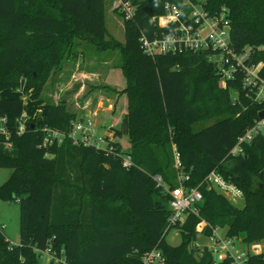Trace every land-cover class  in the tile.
Returning <instances> with one entry per match:
<instances>
[{
  "label": "trees",
  "instance_id": "1",
  "mask_svg": "<svg viewBox=\"0 0 264 264\" xmlns=\"http://www.w3.org/2000/svg\"><path fill=\"white\" fill-rule=\"evenodd\" d=\"M128 1L134 9L130 18L119 10L124 39L118 41L105 28V0H0V92L39 99L51 73L77 54L82 40L95 50L118 49L121 61L115 66L125 81L112 87L114 103L101 112L105 127L124 99L119 131L102 152L66 136L78 118L65 100L36 106L42 109L40 127L29 117L19 134L16 120L24 101L0 94V168H11L0 185V200L17 201L19 214L17 244H9L0 231V264H36L40 251L50 254L48 264H138L153 247L164 258L161 264H213L205 246L200 252L190 246L201 221L204 236L219 227L224 237L241 236L248 246L262 242L260 251H247L243 264H264V134L254 135L230 155L238 136L264 107V98L256 100L243 87L239 69L221 85L215 64L207 59L210 50L145 54L139 37L161 33L153 17L162 13L167 0ZM190 1L208 13L226 10L236 49L264 45V0ZM248 62L262 63L258 76L264 79V49L255 50ZM110 78L113 68L106 82ZM41 127L65 136L43 146ZM171 143L179 170L189 176L183 183L202 194L197 212H187L176 224L175 245L165 242L172 229L165 226L170 211L165 187L177 183V169L174 176L168 172ZM121 154L129 156L130 165L122 164ZM210 171L242 192L241 206L208 186ZM154 175L161 177L160 183ZM217 264L235 263L225 257Z\"/></svg>",
  "mask_w": 264,
  "mask_h": 264
},
{
  "label": "built area",
  "instance_id": "2",
  "mask_svg": "<svg viewBox=\"0 0 264 264\" xmlns=\"http://www.w3.org/2000/svg\"><path fill=\"white\" fill-rule=\"evenodd\" d=\"M176 1H165L162 13L153 17L156 27L162 29L159 35H154L151 38L144 35L139 37L140 47L144 53L155 55L179 53L184 50H210L211 53L207 55V59L215 64L221 85H224V82L232 75L234 70L239 69L243 71V87L252 90L256 100L263 99L264 79L258 76L262 63H250L248 60L255 50L264 49V45L260 44L256 47L245 45L238 50L230 43L229 21L224 8L217 12L208 13L199 3L181 0L177 4ZM117 7L124 18H130L134 9L133 4L128 0H118ZM262 108L264 109V107ZM261 110L259 109L258 112ZM28 118L24 112L21 113L20 118L16 120L17 133L20 134L23 131ZM41 129L45 132L42 140L43 146L52 144L54 141L58 143L65 136V134L54 129L44 127H41ZM263 129L264 114L261 118L257 116L253 119L246 131L238 136L230 150V155L239 153L241 145L250 141L254 135L262 133ZM0 132L3 133L1 125ZM68 132L66 136L74 144L91 145L100 152L108 151L109 140L106 141L103 134L96 131L90 118H78L71 121ZM120 158L124 166L130 165L131 162L127 154H121ZM174 161L177 169V183L173 187H165L166 192L170 195L168 201L170 211L166 219V230L182 223L187 212L196 213V207L202 200L201 192L183 183L189 176L179 170L180 162L177 153L174 155ZM154 177L158 183L161 182V177L158 175H154ZM205 181L208 186L217 189L231 199L242 197V192L233 183L223 179L216 171H210L206 175ZM196 229L198 232L201 231V222L197 224ZM206 237L209 241L203 245L213 256V264H217L219 260L225 257H230L232 263L243 264L247 256L246 253L249 251L247 245L243 249H239L233 244V239L216 236L215 229H212L211 234ZM251 246L254 249L250 251L253 252H258L261 249L258 243H253ZM140 259L141 261L138 264H161L164 261L157 247L144 252Z\"/></svg>",
  "mask_w": 264,
  "mask_h": 264
},
{
  "label": "rangeland",
  "instance_id": "3",
  "mask_svg": "<svg viewBox=\"0 0 264 264\" xmlns=\"http://www.w3.org/2000/svg\"><path fill=\"white\" fill-rule=\"evenodd\" d=\"M118 0H105L104 4V18H105V28L107 30V33L110 34L111 37L117 39L118 41H123L124 39V33L122 29V17L119 16V8L117 7ZM75 51H77V54L75 56L69 57L66 60H64L61 64V68L53 71L51 75L49 76L48 80L45 82V85L42 89V92L40 94L39 99L30 100L28 96H22V99L24 101L23 104V111L24 113L28 114V117H32L37 124H40L41 122V116L36 106H40L38 103L40 101L42 102H56L59 100H65L67 109L73 112L74 115L79 116V118H90L93 122V126L95 127L96 131L100 134L102 133L104 135V127L101 126L100 122V111L102 107L107 106L106 100L104 99L103 105L97 106L98 112L96 114L89 113V114H81V112L77 111L79 108L77 107V104L83 105L85 98L88 96L93 97L91 103L88 105V107L93 110V105L95 99L101 96V97H107L110 98V101L113 99L114 92L112 87H119L122 86L125 81L123 80V77L120 73V70L118 69L117 64L121 61V52L118 49H106V50H95L94 46L88 42L87 40H82V43H78L76 46ZM103 62V66L109 67L108 70L113 68L114 71V79H111L110 81H107L109 84H105L100 80L98 76H92L89 78L88 76H74L70 78V72L71 68L69 67V64L71 63L72 69L75 71L77 70H94L96 73H99L102 69L99 67V62ZM72 70V71H73ZM68 81V82H67ZM12 93L14 95L21 94L18 91H5L4 93ZM231 96H235L234 91L229 92ZM37 104V105H35ZM35 107L33 108V106ZM107 108V107H106ZM103 109V110H104ZM32 110V111H31ZM102 110V111H103ZM31 111V112H30ZM101 111V112H102ZM86 115V116H85ZM82 116V117H80ZM78 118V117H77ZM214 120V117L211 119H207L201 122H198V124H194L192 128L196 129L199 126L206 125ZM99 122V123H98ZM264 134V129L262 131ZM120 141L122 142L123 146L127 144L126 136L122 135L120 137ZM103 144V143H101ZM171 145V153H172V163L170 164V168L168 169V172L173 174V176L176 174V165L174 161V155L176 153L175 145L172 143ZM11 172V168L5 167L0 168V185L3 183V181L6 180L7 176ZM229 201L237 206H241L243 203L242 197L237 198H230L227 197ZM202 227L204 226V222L201 221ZM19 214H18V203L15 200H0V231L4 234L5 238L8 240L9 244H17L18 243V237H19ZM215 234L218 235L221 238H225L223 235V229L217 227L215 228ZM233 244L239 249H243L246 244L242 241L241 236H237L233 238ZM209 240H207V237L202 235L201 231L197 233L195 240L191 243V247L198 248V252H200L203 248V244L208 243ZM165 242L168 244L175 245L179 243V232L177 228H172L169 230V232L165 236ZM253 244V243H252ZM250 244L248 246V250L254 249ZM259 248H262L263 243L258 242ZM197 253V252H196ZM195 253V254H196ZM50 254H48L47 251H40V253L36 256V264H48L50 261Z\"/></svg>",
  "mask_w": 264,
  "mask_h": 264
},
{
  "label": "crops",
  "instance_id": "4",
  "mask_svg": "<svg viewBox=\"0 0 264 264\" xmlns=\"http://www.w3.org/2000/svg\"><path fill=\"white\" fill-rule=\"evenodd\" d=\"M79 43H82V42H79ZM99 64V67H101V71L99 72V73H96L95 72V69L94 70H87V69H83V70H73L72 69V67H71V63L69 64V67L71 68V72H70V78H71V76L72 77H74L75 75L76 76H80V77H82V76H88L89 78H91L92 76H98L99 78H100V80L102 81V82H104L105 84H108V85H111V84H109L108 82H106V76H107V73H108V69H109V67H106L105 69H103L105 66H103V62H99L98 63ZM73 70V71H72ZM68 82V81H67ZM112 86V85H111ZM5 91H7V90H3V91H1L0 92V94H3V92H5ZM8 96H13V97H19V96H23L22 94H19V95H14V94H12L11 92L10 93H6ZM93 97V95L92 96H90V97H86L85 99V101H84V103H83V105H79V104H77V107L79 108L77 111H79V112H81V110H82V113L81 114H89V113H94V114H96V112H98V110H97V106H100L101 104L103 105V103L105 102L104 101V99L106 100V104H108L107 106H105V108L106 107H110L111 105H112V103H114V100H115V98H114V96L112 97L113 99L110 101V98H107V97H99L98 98V96H97V98L95 99V101L96 102H94V105H93V110H91L89 107H88V105L91 103V101L93 100V99H91ZM123 101H124V99H121V100H119L117 103H116V109H117V111L115 110L114 111V114H115V116L112 118V120L108 123V125L107 126H105L104 127V129H103V131H104V138L106 139V141H108V140H110L111 139V137L113 136V134L114 133H117L119 130H118V120H119V118H120V115H121V113L124 111V103H123ZM42 103H44V102H42V101H40L38 104H42ZM35 105H37V104H35ZM35 105L33 106V108L35 107ZM101 109V111L104 109V107H102V108H100ZM36 110H38L39 111V113H40V115H41V112H42V109H40V108H38V109H36ZM32 111V110H31ZM30 111V112H31ZM101 111H100V117H101V119H102V114H101ZM22 112H24V111H22ZM29 114V113H28ZM27 113H26V115H28ZM85 115V116H86ZM78 118H79V116H77ZM80 117H82V116H80ZM99 122H100V124H101V121L100 120H98ZM98 122V123H99ZM38 126L40 127V124H38ZM221 229H223V235H224V228H221Z\"/></svg>",
  "mask_w": 264,
  "mask_h": 264
},
{
  "label": "water",
  "instance_id": "5",
  "mask_svg": "<svg viewBox=\"0 0 264 264\" xmlns=\"http://www.w3.org/2000/svg\"><path fill=\"white\" fill-rule=\"evenodd\" d=\"M263 114H264V109L262 108V110L260 112H258V115L257 116L259 118H261Z\"/></svg>",
  "mask_w": 264,
  "mask_h": 264
}]
</instances>
